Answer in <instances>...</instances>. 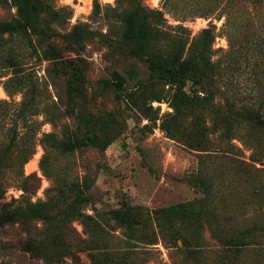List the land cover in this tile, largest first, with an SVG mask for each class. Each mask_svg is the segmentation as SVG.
Masks as SVG:
<instances>
[{"label": "rangeland", "instance_id": "rangeland-1", "mask_svg": "<svg viewBox=\"0 0 264 264\" xmlns=\"http://www.w3.org/2000/svg\"><path fill=\"white\" fill-rule=\"evenodd\" d=\"M95 1L99 6L97 13L93 11ZM188 1L184 6L178 4L173 10L164 6V0H47L51 7L60 10V16L55 21L46 18L42 27L48 25L56 32L52 40L63 49L64 59L71 60V66L81 69L85 78L84 95L77 109L82 114L102 119L112 113V127L120 130L118 137L104 151L95 147H85L69 154L51 150L49 156L53 171L50 179L38 168V161L43 153L38 139L41 132L49 131H54L57 138H64L77 126V119L67 112L69 104L66 83L69 74L55 73L54 63L38 55L28 39L21 34L5 35L4 40H0V101L8 102L7 105L0 103V113L12 112L16 106L14 104L22 100L21 94L9 97L2 86V82L8 78H12L10 84L15 86L19 78L36 86L39 96L33 101L40 110L37 120L41 121L38 134L31 131L28 136L18 135L11 158L0 164V189L4 188L0 204L21 198L23 191L18 185L21 184L19 172L24 175L34 173L40 179L37 190L24 194L33 202L44 200L45 190L50 186L54 189L59 178L71 180L86 174L93 181L90 188L91 204L84 208L87 214H91L93 209L106 211L118 208L123 200L130 204L156 208L200 198L204 196L203 193L195 190L191 182L202 177L210 189V206L220 215L233 217V223L238 228L251 224L243 220L244 212L258 217L259 220L254 221L255 223H262L264 211L258 209L257 205L264 204V190L261 193L254 192V186L244 182L236 174L232 161L221 151L226 145L220 140L219 132L210 135L219 153L211 157L199 155L184 145V141L168 138L159 128L160 121L154 125L145 117L141 105L136 106L133 103L134 99L142 104L146 95L154 90L162 91L167 96L170 92L163 82L150 77L151 72L145 62L123 55L115 46L121 42L124 32L117 12L130 10L137 2L163 13L166 20L164 28L169 36L180 33L181 30L177 28L180 24L190 33L189 38L200 29L214 24L216 37L213 48L216 52L213 59H219L222 67L229 64L234 70H227L228 73H235L237 77V81L230 88L236 100L234 109L246 103L256 107L262 101L264 87L258 86L255 80L259 72L264 71V56L260 55L261 50L264 51V21L240 18L233 20L235 28L229 25L224 28L222 25L225 17L217 19L218 14L222 15L221 4L213 7V0ZM253 2L254 0H240L233 7L241 8L243 3H250L248 5L251 7ZM189 5L201 9L194 17L186 20L177 17L176 9L190 7ZM262 5L264 7V0ZM14 15L15 8L11 0H0V21L10 20ZM74 31L80 35L81 40L73 48H67L64 36ZM228 31L237 32V40L231 46L227 41ZM31 39L33 44L38 45L39 42L41 46L47 45L46 41L42 38L38 40L35 35ZM172 47V41L166 40L156 44L154 51L165 55ZM37 50L40 51L39 45ZM9 56L16 65H11L13 63ZM234 58L239 63L232 64ZM68 69L71 70L70 67ZM113 71L124 77L125 83L121 90L104 87L102 84L103 80L111 79ZM185 90L190 94L197 92L199 96H203L201 87L187 84ZM216 100L220 105V114H227L228 107L222 95ZM151 105L158 108L160 117L172 111L164 101H155ZM43 110L45 113H42ZM204 119L206 125L211 123L206 109L194 108L186 111L179 119L181 132L190 133L203 129ZM49 120H53L55 125L52 126ZM235 134L256 138L259 141L257 150L264 156V128H256L242 121L235 128ZM238 140L236 137L233 143L242 147ZM8 142V135L0 129V155ZM33 143L34 155H38L37 164L32 162L33 155L28 161L29 164L27 162L21 166V152ZM242 150L245 156L249 154V151ZM256 175L264 181V172ZM257 183L255 179L253 185ZM27 186L31 189L33 182L28 181ZM56 195L55 189L49 192V196ZM246 202L250 205L244 210L242 205ZM52 212L56 217L57 210ZM57 224L56 218L49 225L32 220L24 227L15 224L4 231L0 229V242H3L0 247V263L104 264L108 252L110 257L107 262L111 264H219L217 258L222 253L221 247L206 228L200 232L201 249L192 248L181 238L175 241L167 238L165 242L159 238L155 244L128 243V247L124 229L112 221L105 223L103 231L97 237L92 233H84L79 221L64 225L61 223L65 241L62 248L66 247L63 250L46 242ZM179 228L182 229V224ZM263 237V233H258V244L233 253L229 261L222 264H264ZM27 238L44 239L45 244H27ZM98 240L103 247L92 249Z\"/></svg>", "mask_w": 264, "mask_h": 264}, {"label": "trees", "instance_id": "trees-1", "mask_svg": "<svg viewBox=\"0 0 264 264\" xmlns=\"http://www.w3.org/2000/svg\"><path fill=\"white\" fill-rule=\"evenodd\" d=\"M186 1L189 2L188 0H164V6L174 10L178 4H186ZM213 1L215 3L213 7L221 4L222 15L218 14L217 19L225 17L226 20L222 25L224 28L228 25L235 28L233 20L240 18L264 21L263 0H254L251 7L248 5L250 3H243L241 8L236 6L235 9L233 4L240 3V0ZM11 3L15 8V15L10 20L0 21V40H4L5 35L21 34L28 39L38 55L54 63L55 73L69 74L66 83V97L69 104L67 112L77 119V126L67 137L57 138L54 131H49L41 132V137L38 139L43 150L38 161V168L45 177L50 179L53 171L49 156L51 150L60 154H69L85 147H95L104 151L118 137L120 130H114L115 127H112V113H108L102 119L90 114H82L81 110L77 109L79 101L84 95L85 78L81 69L71 66V60L64 59L63 49L52 40L56 32L48 25L42 27V24L46 23V18L49 21L59 18L60 10L51 7L47 0H11ZM183 6L176 9L177 17L182 20L194 17L201 9L192 5H189L190 7ZM98 10L99 6L95 1L93 11L97 13ZM117 15L122 20L124 32L121 42L115 46L123 55L145 62L150 69V77L160 80L170 90L168 96L162 91H151L146 95L142 104L133 99L134 105H141L145 117L154 125L159 120V128L168 138L184 141V145L198 152L199 155L211 157L219 153L218 147L210 138V135L219 132L220 140L226 145L221 151L232 161L236 174L244 182L254 186V192H263L264 181L256 175L264 172V156L257 150L259 141L250 135L237 136L235 128L242 121L248 122L256 128H264V96L256 107L246 103L240 108L234 109L236 100L233 98L230 88L237 81V77L235 73V75L228 73L227 70H234L229 64L222 67L219 59H213L216 52V49L213 48L216 37L215 25L211 24L202 28L189 38L190 33L180 24L177 26L181 30L180 33L169 36L164 28L166 20L163 13L143 6L140 2H137L130 10L117 12ZM227 33V41L231 46L237 40V32L228 31ZM32 35H35L38 40L42 38L47 42V45L44 47L38 42L40 46V51H38V45L32 42ZM64 38L67 40L65 46L67 48H73V45L81 40L80 35L75 31L65 35ZM166 40H171L173 43L169 52L163 55L154 51L156 44ZM260 55L264 56L263 50ZM9 59L13 63L12 66L16 65L11 56ZM237 63H239L238 59L234 58L232 64ZM10 80L12 78L2 82L4 91L9 97L21 94L22 100L14 104L16 106L12 112L0 113V129L4 130L9 137V142L0 155V164L11 158V152L19 134L28 136L31 131L38 134L41 126V121L37 120L40 110L33 101L35 97L39 96L36 86L31 82L27 84L26 81L19 78L16 85L12 86ZM255 81L258 86L264 87V71L259 72ZM124 83V77L116 71L112 72L111 79L102 81L104 87H114L117 90L123 89ZM187 84L201 87L203 96H199L197 92L188 93L185 90ZM220 95L225 99L228 107V112L225 115L220 114V105L216 100ZM155 101L166 102L172 111L166 112L160 117L158 108H153L151 105ZM0 103L8 104L5 100ZM194 108L206 109L211 123L206 125L204 119L203 129L182 133L179 119L186 111ZM42 113H45V110ZM49 121L52 126L55 125L53 120ZM236 137L239 138L238 141L242 147L233 143ZM242 149L249 151V154L245 156ZM34 154L33 143L21 152L19 164L23 166ZM257 164L260 166L258 167ZM19 177H21V184L18 185L23 194L18 200L1 202L0 229L4 231L7 227L15 224L24 227L32 220H39L49 225L56 218L58 224L52 234L47 237L46 242L59 246V248L65 246L61 223L64 225L72 221H79L84 233L86 232L88 235L92 233L96 237L103 231L105 223L112 221L124 229L128 247H130L128 243L155 244L159 238L164 242L167 238L173 239V241L181 238L192 248L201 249L200 232L206 228L222 249V253L217 258L219 264L228 262L233 253H239L247 246L258 244V233H263L264 236V218L262 223L258 224L254 222L259 220L258 217L244 212L243 220L251 224L238 228L233 223V217H223L216 209H213L209 201L210 189L202 177L191 182V186L203 193V197L156 208L130 204L123 200L118 208L106 211L93 209L91 214L84 211V208L91 204L90 188L93 184L92 179L86 174L71 180L59 178L57 186L54 188L56 197L49 196V192L54 190L53 186H50L45 190L46 198L35 202L24 194L37 190L40 179L34 173L24 175L19 172ZM0 178L2 179V174H0ZM255 179H257V185H253ZM28 181L33 182L31 189L27 186ZM3 189H0V198L3 197ZM249 205L250 203L246 202L242 207L246 210ZM257 206L258 209L264 211V204ZM55 210H57L56 217L52 212ZM180 224H182V229L179 228ZM27 244L39 246L45 244V240L32 238L27 240ZM2 245L3 242H0V247ZM102 245L98 240L92 249L98 250L103 247ZM109 257L107 252L104 264H111L107 262Z\"/></svg>", "mask_w": 264, "mask_h": 264}, {"label": "bare ground", "instance_id": "bare-ground-1", "mask_svg": "<svg viewBox=\"0 0 264 264\" xmlns=\"http://www.w3.org/2000/svg\"><path fill=\"white\" fill-rule=\"evenodd\" d=\"M37 156H38L37 154L34 155V159H32V162H33L35 165L37 164V162H36V161H37V160H36V159H37ZM29 163H30V162H28V164H29Z\"/></svg>", "mask_w": 264, "mask_h": 264}]
</instances>
